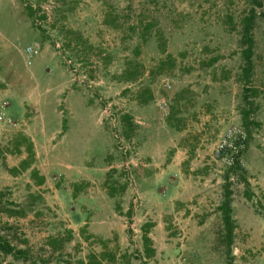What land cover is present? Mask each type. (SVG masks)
Masks as SVG:
<instances>
[{"label":"rangeland","instance_id":"obj_1","mask_svg":"<svg viewBox=\"0 0 264 264\" xmlns=\"http://www.w3.org/2000/svg\"><path fill=\"white\" fill-rule=\"evenodd\" d=\"M0 234L30 255L0 264H264V0H0Z\"/></svg>","mask_w":264,"mask_h":264},{"label":"trees","instance_id":"obj_2","mask_svg":"<svg viewBox=\"0 0 264 264\" xmlns=\"http://www.w3.org/2000/svg\"><path fill=\"white\" fill-rule=\"evenodd\" d=\"M258 18V13L254 8L248 11V13L241 19V43L243 45L241 54L244 60V67L242 71V77L244 83H249L254 74L255 61L254 53L256 48V37L254 33L255 24ZM150 27V26H149ZM248 114L245 115V120H247ZM246 124V122H245ZM248 147V146H247ZM247 149V148H246ZM27 152L29 157H34L33 143L29 142L27 147ZM29 166V160H24L22 162L23 169H26ZM231 169H235L239 172H243L244 168L241 165L240 158L236 163L231 166ZM36 173V170L35 172ZM41 183L45 182V178L41 177ZM9 215L21 214L18 210L8 209ZM220 211L222 214V221L224 224V240L228 247L230 256L232 255V246L235 239V230H236V221L233 216V206H232V194L229 189L226 190L225 198L220 205ZM148 239V238H146ZM56 242V240H53ZM51 242V243H53ZM54 245V244H53ZM0 251L6 255H11L15 259H29L28 251L19 248L10 243V241L0 234ZM36 264V263H32Z\"/></svg>","mask_w":264,"mask_h":264},{"label":"built area","instance_id":"obj_3","mask_svg":"<svg viewBox=\"0 0 264 264\" xmlns=\"http://www.w3.org/2000/svg\"><path fill=\"white\" fill-rule=\"evenodd\" d=\"M27 52L30 55H34L38 50L30 46L27 48ZM248 142L247 131L243 127L232 125L227 128L219 139L215 148L214 158L225 162L229 166H233L246 150Z\"/></svg>","mask_w":264,"mask_h":264},{"label":"crops","instance_id":"obj_4","mask_svg":"<svg viewBox=\"0 0 264 264\" xmlns=\"http://www.w3.org/2000/svg\"><path fill=\"white\" fill-rule=\"evenodd\" d=\"M68 134V133H67ZM74 143V142H73ZM78 145H79V142H76ZM76 143H74L76 145ZM155 148L152 149V156H153V160H156V155H155V152H154ZM154 154V155H153ZM173 163H174V160H172V163L171 165H167L165 168V170L163 169V171H159L157 170V177H159V175H161L163 177V180L165 183H167V186L168 188L171 186V184L173 183V177L169 174L168 170L169 169H172L174 166H173ZM166 171V172H165ZM156 174V173H155ZM154 179V178H153Z\"/></svg>","mask_w":264,"mask_h":264}]
</instances>
